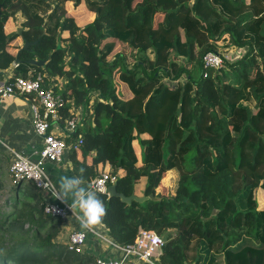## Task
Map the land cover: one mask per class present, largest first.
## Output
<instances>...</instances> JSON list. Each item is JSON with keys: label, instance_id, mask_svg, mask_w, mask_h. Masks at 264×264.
<instances>
[{"label": "trees", "instance_id": "obj_1", "mask_svg": "<svg viewBox=\"0 0 264 264\" xmlns=\"http://www.w3.org/2000/svg\"><path fill=\"white\" fill-rule=\"evenodd\" d=\"M132 2L0 0V77L18 57L7 82L41 73L62 126L80 108L64 135L75 175L108 160L117 191L160 196L104 192L110 239L149 228L163 239L160 264H264V0ZM149 3L162 20L144 23ZM18 37L37 40L21 49ZM230 48L244 51L228 62ZM207 51L228 70L205 67ZM10 161L0 151V264H95L57 240L61 219Z\"/></svg>", "mask_w": 264, "mask_h": 264}, {"label": "built area", "instance_id": "obj_2", "mask_svg": "<svg viewBox=\"0 0 264 264\" xmlns=\"http://www.w3.org/2000/svg\"><path fill=\"white\" fill-rule=\"evenodd\" d=\"M225 56L227 55L225 54ZM222 61L221 55L215 51H207L203 55L205 67L219 68L223 65ZM42 80L43 76L38 72L33 77L16 76L11 82L0 81V96L4 98L12 95H26V106L31 113L33 130L42 143L40 150L37 152L38 158H31L29 154L23 151H14L9 169L16 175L32 180L40 190L46 192L49 197H53L46 185H54V183L45 172L43 163L46 160L55 162L62 160L64 152L69 148V143L64 137L55 134L51 130V125L59 119L57 108L59 98L51 88L42 86ZM79 119V114L69 118L65 124V132L74 130ZM81 142L82 140L79 139L74 148L78 147ZM114 180L115 176L109 171L102 170L98 175L92 177L90 182L106 189L107 185ZM44 211L62 219L71 212L67 204L57 199L55 201L46 200ZM87 233L88 230L85 228H77L71 231L67 239L68 248L81 251L85 244ZM97 235L119 248L121 254L116 257L98 256L95 258V264H160L158 255L161 252L163 239L152 229L140 227L134 240L126 245H120L110 239L105 233L97 232Z\"/></svg>", "mask_w": 264, "mask_h": 264}, {"label": "crops", "instance_id": "obj_3", "mask_svg": "<svg viewBox=\"0 0 264 264\" xmlns=\"http://www.w3.org/2000/svg\"><path fill=\"white\" fill-rule=\"evenodd\" d=\"M141 0H133L132 5L135 6L137 2ZM148 0H144L147 2ZM140 4V3H137ZM145 19L143 20L146 24H151L152 22L156 23L159 20L163 19V15L159 13H153L152 6L149 3V6L145 13L142 14ZM17 17L14 23V27L19 28V19ZM135 21V22H134ZM132 23L140 24L142 21L139 16H136V19ZM17 44L23 43L22 39L18 37L16 39ZM15 41V42H16ZM12 49L15 51L16 48ZM235 49L234 52H243L244 48H230L226 55ZM14 62L9 67L3 70V77H0V81L6 80L5 77H9L14 74ZM50 83H55L56 80H60L58 76H50ZM27 97L26 95H15L2 98L0 96V151L4 152L10 159L13 156L14 151H23L26 154H29L31 158H38V151L40 150L42 143L41 139L34 133L31 113L28 111L26 106ZM72 109V108H71ZM72 111L76 115H80V108H73ZM83 114V111H82ZM82 116V115H81ZM82 119V118H81ZM79 119L78 122L81 121ZM51 130L55 134L64 137L66 125L62 126L59 121L51 125ZM69 148L64 152L62 160L55 162L46 160L43 163V167L47 175L51 178L54 185H58L59 177L61 176H73L75 175L72 171V161L68 153ZM77 157H80V152H77ZM109 169L111 171V162L103 161L95 167L93 163L88 161V165L85 167L86 171L83 173L86 182H89L92 177L97 175L98 171ZM96 172V173H95ZM166 176V174H165ZM42 195L46 200L55 201L53 197H49L46 192L42 191ZM59 217V216H58ZM60 218V217H59ZM61 219V232L58 236V241L60 243L66 244L68 235L71 231L77 228H83L82 224L76 219L72 212L69 213L67 217ZM87 238L85 244L83 245V252L93 254L96 257H116L121 254V250L108 241L103 240L97 235V232L104 233L107 235L106 228L102 223L95 226L92 229H87ZM149 264V263H142Z\"/></svg>", "mask_w": 264, "mask_h": 264}, {"label": "clouds", "instance_id": "obj_4", "mask_svg": "<svg viewBox=\"0 0 264 264\" xmlns=\"http://www.w3.org/2000/svg\"><path fill=\"white\" fill-rule=\"evenodd\" d=\"M85 168L79 169V175L61 176L58 185H46L53 198L67 204L76 219L85 229H92L99 225L107 214L106 205L101 195L105 187L86 182L83 173ZM39 178V177H37Z\"/></svg>", "mask_w": 264, "mask_h": 264}, {"label": "water", "instance_id": "obj_5", "mask_svg": "<svg viewBox=\"0 0 264 264\" xmlns=\"http://www.w3.org/2000/svg\"><path fill=\"white\" fill-rule=\"evenodd\" d=\"M37 40V39H36ZM35 41H28V40H24L23 45L21 46V49L27 48L28 45L32 42H36ZM28 63L30 64H34V65H43L45 62V59H41V58H30L27 60ZM15 63L19 62V58L17 57L14 61ZM106 193L109 196L115 195L120 197V199L126 203H131L132 200L138 201V202H142L148 198L150 199H159L160 196L158 195H154V193H149V194H136V193H132L130 195H125L122 192L117 191L116 188V180H114L113 182H111L110 184L107 185L106 187ZM215 212V210H213V213ZM189 264H195V262H191Z\"/></svg>", "mask_w": 264, "mask_h": 264}, {"label": "rangeland", "instance_id": "obj_6", "mask_svg": "<svg viewBox=\"0 0 264 264\" xmlns=\"http://www.w3.org/2000/svg\"><path fill=\"white\" fill-rule=\"evenodd\" d=\"M137 3H140L141 7L144 4L148 5L147 2H144V0H141L140 2H137ZM132 6H134V5H132ZM68 7L70 8V5L69 4H68ZM90 19H91L90 16H86V18H83L82 21H87V20H90ZM126 50H128V48H126ZM234 51H235V49L230 53V55L227 56L228 62L235 60L236 58H238L240 56V54H242V52H234ZM222 63H223V65L220 66V67L224 68L225 70H228V63L227 62H224V61H222ZM14 64H17V63L14 62ZM168 177H169L168 174H166V176H164L163 179H162L161 185L157 188V190H159L162 194H165L167 192L166 188L168 186ZM257 199L261 203H263L264 198H263L262 195H257Z\"/></svg>", "mask_w": 264, "mask_h": 264}]
</instances>
